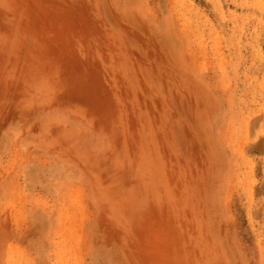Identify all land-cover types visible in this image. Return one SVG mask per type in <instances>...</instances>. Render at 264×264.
<instances>
[{"label":"rangeland","instance_id":"obj_1","mask_svg":"<svg viewBox=\"0 0 264 264\" xmlns=\"http://www.w3.org/2000/svg\"><path fill=\"white\" fill-rule=\"evenodd\" d=\"M0 264H264V0H0Z\"/></svg>","mask_w":264,"mask_h":264}]
</instances>
